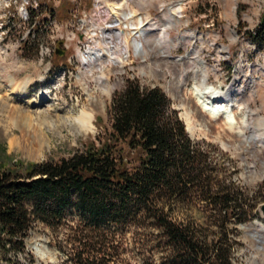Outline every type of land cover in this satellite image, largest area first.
<instances>
[{"label":"rangeland","instance_id":"obj_1","mask_svg":"<svg viewBox=\"0 0 264 264\" xmlns=\"http://www.w3.org/2000/svg\"><path fill=\"white\" fill-rule=\"evenodd\" d=\"M11 1L9 5L10 0H0V145H6L15 161L66 158L91 140L99 143L98 137L112 126V98L128 79L159 86L186 128L182 115L186 111L193 115L197 129L188 131L190 136L211 151L222 170L218 181L222 186L232 184L245 205L242 221L207 218L209 212L201 210L210 209L211 202L198 198L175 208L174 214L180 219L186 216L185 228L209 244L207 253L213 247L211 241L223 234L227 240L224 251L232 264H264V230L257 224H264V219L255 211L264 203V44L247 34L259 28L264 0H154L144 7L130 0L129 7L122 9L112 5L120 6L123 0H109L110 16L99 9L96 0H90V10L82 7L81 0H70L76 3L70 20L56 19L51 11L60 0H43L42 4L39 0ZM50 4L54 5L50 8ZM132 10L137 15L133 20L127 16ZM141 18L152 27L147 28L150 32L143 40L147 54L136 55L134 26ZM107 19H116L113 24L127 35L120 36L112 29L97 31ZM171 19L174 23L169 26ZM167 25L173 41L163 46L160 29ZM184 35L183 41H174ZM108 45L115 49V60L104 57ZM194 46L208 67L209 84L226 89L237 80L238 91H246L239 101L244 109L237 111L241 118L245 111L251 113L246 138L228 129L226 120L212 118L198 105L192 91L198 68L191 56ZM96 47L104 55L87 60ZM42 48L48 50L45 56ZM26 80L28 87H14V81ZM48 89V99L41 97ZM82 110L93 116L94 128L89 132L72 120ZM22 113L30 114L32 120L24 122ZM19 140L29 141L28 146ZM36 142L44 145L33 157L29 148ZM107 231L86 229L75 212L53 228L37 220L27 239L29 254L23 253L12 264H188L178 249L168 244L162 230L150 223L114 224ZM209 258L206 264H213L212 256Z\"/></svg>","mask_w":264,"mask_h":264},{"label":"trees","instance_id":"obj_2","mask_svg":"<svg viewBox=\"0 0 264 264\" xmlns=\"http://www.w3.org/2000/svg\"><path fill=\"white\" fill-rule=\"evenodd\" d=\"M60 3L52 11L70 19L73 3ZM85 5L90 7V0ZM258 27L247 34L263 45L264 15ZM109 109L112 126L99 143L91 140L66 158L15 161L0 145V264L29 254L27 239L37 220L53 228L74 212L96 232L114 224L150 223L188 264H206L211 256L213 264H232L223 234L207 253L209 244L185 228L186 216L173 212L195 198L206 199L212 206L201 210L209 212L207 218L242 221L245 205L232 184H220V166L190 136L167 93L128 79Z\"/></svg>","mask_w":264,"mask_h":264},{"label":"bare ground","instance_id":"obj_3","mask_svg":"<svg viewBox=\"0 0 264 264\" xmlns=\"http://www.w3.org/2000/svg\"><path fill=\"white\" fill-rule=\"evenodd\" d=\"M123 1H124V3H122V5H120V6H116V4L112 5L113 9H116V8L122 9V7H124V5L129 7L130 0H123ZM137 1L141 4L142 7H144L145 5L152 4V2L154 0H137ZM109 6L111 7L110 4H109ZM181 7L182 6H179L178 9L179 8L182 9ZM178 9L175 10L176 13H179ZM233 11L235 12V10H233ZM127 16H130L131 19L133 20L134 18L137 17L136 11H134V12H133V10H132V12L130 11V13L127 14ZM173 23L174 22L172 21V19L168 20V22H167V24L169 26ZM154 25H155V23L153 24V26ZM168 25L160 29V30H162V32H160L161 36L159 37V39L161 40V43L163 44V46H167L169 44V42L173 41L171 34H170V30H168V27H169ZM132 26H134V24ZM148 27L150 28L152 26H147V23L144 22L143 18H141L140 24L138 26H134V32H135L136 37H134V39L132 41V45L135 48L136 55L147 54V50H146V47L144 46L143 40H145L147 38V35L150 32L147 29ZM157 29H158V27H156L155 31H157ZM151 31L154 32V29H152ZM129 33H131V32H129ZM124 35H127V32ZM126 37H128V36H126ZM195 38H196L195 36H192V38H191V39H193L192 41H194ZM184 39H186L185 35L181 36L179 38H176L174 41L175 42H181ZM196 47L197 46H194V49H193L194 51L191 53V56H195L194 59H196L197 63H198V68L194 72L196 82L193 86L192 91H193L194 96L196 97V101H197L198 105L203 109V111L205 113L210 115L212 118L216 119L217 117H219V118L221 117L222 119L226 120V123L228 125V129H230L232 131L237 130L239 135H242L246 138L245 132L250 127L249 117H250L251 113L248 110L245 111L242 118L237 115V111H241L243 108V105L240 104L239 101L241 100L242 97H244L246 91L245 90L242 92H239L241 90L238 91L237 80H234L231 83V85H229L226 89H224L221 86H214V85L209 84L210 75H209L208 67H207L204 60L199 59L198 53L196 51H200V49H198ZM105 48H106V52H107L106 55H104V53H102L103 51L101 49L93 50L92 52L88 53L89 57H87V60L93 59L94 57H101L102 55H104V57L106 56L107 58L109 57V58L115 60V57H116L115 56V49L113 47H111L110 45L106 46ZM178 59H180V58H178ZM251 83L254 84V79L251 80ZM13 84H14L15 88L28 87L29 81L28 80H26V82L14 81ZM49 95H50V90L48 89V90L44 91L43 94L41 93L40 96L48 99ZM234 104H236V105H234ZM20 116H21V119L23 121L25 119H27V121H28V119L32 120V118H33L32 116H30V114H25V113H22V115H20ZM182 116H183V119L187 123L188 131L193 132L195 129H197L196 123L193 119V115H191V113L189 111H186ZM72 120L76 123V125L80 126L81 129L85 132H89L94 128L93 116L90 113H88L86 110H82L79 113V115L77 117H74ZM31 124H32V122H31ZM241 124L243 125V127ZM29 127H30V125H29ZM16 141H18V140H16ZM20 142L23 143L24 146H28V144H29L28 143L29 141L26 142L25 140L20 141ZM33 145H35V146L29 148V153L30 154L34 153L33 157H35V156H37V153L39 154L42 151L44 144H41L40 142H36ZM263 145H264V141H263ZM30 146H31V144H30ZM257 224H258V226L261 227L262 230H264V224L263 223L257 222Z\"/></svg>","mask_w":264,"mask_h":264},{"label":"built area","instance_id":"obj_4","mask_svg":"<svg viewBox=\"0 0 264 264\" xmlns=\"http://www.w3.org/2000/svg\"><path fill=\"white\" fill-rule=\"evenodd\" d=\"M99 4V9L102 10V12L104 14H106V16L108 15V11H106V9L104 8V5L102 4V2L100 0H96ZM12 3V1L10 0L9 5ZM25 13L28 15V11L27 9H25ZM36 23H34L33 25H35ZM46 54H48V50L46 51L45 49H41V55L45 56Z\"/></svg>","mask_w":264,"mask_h":264},{"label":"water","instance_id":"obj_5","mask_svg":"<svg viewBox=\"0 0 264 264\" xmlns=\"http://www.w3.org/2000/svg\"><path fill=\"white\" fill-rule=\"evenodd\" d=\"M59 54H62L64 52V50H58L57 51ZM256 215L261 218L264 219V203L260 204L256 209Z\"/></svg>","mask_w":264,"mask_h":264}]
</instances>
